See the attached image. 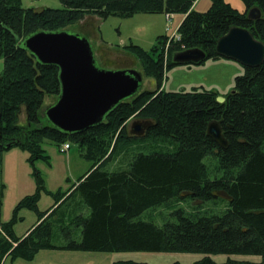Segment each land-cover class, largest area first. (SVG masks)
I'll use <instances>...</instances> for the list:
<instances>
[{
  "label": "trees",
  "instance_id": "trees-1",
  "mask_svg": "<svg viewBox=\"0 0 264 264\" xmlns=\"http://www.w3.org/2000/svg\"><path fill=\"white\" fill-rule=\"evenodd\" d=\"M242 1L243 12L225 0H210L208 9L200 12L194 8L196 0H60L62 8L39 10L24 7L21 0H0V154L9 145L18 146L33 163L46 160L44 141L68 142L76 143L91 163L64 192L46 191L34 172L35 190L17 207L37 210L43 192L54 202L38 212L33 229L21 237L14 234L12 221L0 222V259H30L50 248L202 253L191 264H264V60L244 67L233 90L220 101L212 90L162 89L165 69L177 64L176 53L199 48L205 60L222 58L216 43L231 27L247 29L264 44V0ZM254 7L261 16L251 20L247 13ZM136 13L184 15L177 39L159 36L150 50L133 43L124 47L139 60L143 75L155 80L156 88L123 99L84 131L69 133L53 126L41 110L45 96L57 99L60 93L59 69L39 62L24 46L25 38L39 31H61L88 15L106 19ZM131 117L148 122L146 138L155 144L129 151L126 122ZM213 121L225 147L207 133ZM124 144L128 148H121ZM146 148L149 151L143 152ZM113 159L117 167L109 170L106 166ZM186 198L224 205L217 212L197 205L188 211L179 208L171 213L176 220L162 224L138 218L149 208ZM210 254L257 255L261 260L228 257L217 262ZM114 264L148 263L127 259Z\"/></svg>",
  "mask_w": 264,
  "mask_h": 264
},
{
  "label": "rangeland",
  "instance_id": "rangeland-1",
  "mask_svg": "<svg viewBox=\"0 0 264 264\" xmlns=\"http://www.w3.org/2000/svg\"><path fill=\"white\" fill-rule=\"evenodd\" d=\"M240 12L245 10L242 0H225ZM24 7H32L36 10L51 7L62 8L60 0H21ZM210 6V0H196V11H206ZM168 20L163 13H136L129 17L109 16L101 19L96 15H88L77 23L63 28L71 34L79 35L88 40L93 52L95 64L103 70L133 69L142 73V80L138 92L153 90L156 82L152 77L143 75L142 66L138 59L125 51V45L133 43L145 50H150L156 43V38L162 35L174 37L178 28L181 13L172 15ZM3 69V61L0 58V73ZM244 66L236 61L222 58H209L201 64H175L164 71L162 89L165 91H190L193 88L212 90L218 93V101L232 91L235 77L243 75ZM56 101L55 96H45L42 110ZM19 121H25L24 109L21 110ZM143 122L131 117L126 122L127 135L132 140L129 151L138 149V145L148 147L156 141L146 138L147 130H143ZM138 126L140 132H135ZM124 144L121 148H128ZM45 159H37L30 163L28 153L18 146L4 149L0 154V222H13L14 234L21 237L33 229L37 223L39 211H45L54 200L46 192L41 193L37 202V210L25 206L17 207L19 201L26 195L34 192L36 179L34 172H38L46 191L55 193L64 192L77 182L90 167L91 163L81 155L76 143H71L70 149L62 150V144L56 145L50 141L42 143ZM149 149H143L148 152ZM119 158V157H118ZM207 162V159H204ZM117 167V161L111 160L106 168L109 170ZM72 199L77 200L76 196ZM216 202V200H214ZM197 205L202 210L209 209L217 212L223 208V202L213 203L204 201H192L186 199H172L168 203L149 208L139 215V219L153 221L162 224L165 220H176L171 214L174 210L182 208L192 210ZM11 222V223H12ZM55 231V242L57 238ZM203 256L202 253L183 252H150V251H80L42 248L32 258L24 259L18 256H4L0 264H114L116 260H135L148 264H191ZM213 260L223 262L228 257L260 261L257 255H226L210 254Z\"/></svg>",
  "mask_w": 264,
  "mask_h": 264
},
{
  "label": "water",
  "instance_id": "water-1",
  "mask_svg": "<svg viewBox=\"0 0 264 264\" xmlns=\"http://www.w3.org/2000/svg\"><path fill=\"white\" fill-rule=\"evenodd\" d=\"M261 12L251 8L247 17L259 19ZM43 64L59 69L60 93L44 111L49 122L65 132H81L101 122L106 113L123 99L138 94L142 73L133 69L103 70L96 66L88 40L66 31H39L23 42ZM216 53L244 67L259 66L264 60V44L244 28L231 27L216 43ZM177 64H198L205 61L199 48H191L173 56ZM135 130H139L135 126ZM208 135L221 147L226 146L221 129L210 122ZM11 148L7 146L6 149Z\"/></svg>",
  "mask_w": 264,
  "mask_h": 264
},
{
  "label": "built area",
  "instance_id": "built-area-1",
  "mask_svg": "<svg viewBox=\"0 0 264 264\" xmlns=\"http://www.w3.org/2000/svg\"><path fill=\"white\" fill-rule=\"evenodd\" d=\"M166 18L168 20L172 19V14H166ZM175 39L178 38V35L174 36ZM70 148V144L68 142L62 144V150H68Z\"/></svg>",
  "mask_w": 264,
  "mask_h": 264
},
{
  "label": "flooded vegetation",
  "instance_id": "flooded-vegetation-1",
  "mask_svg": "<svg viewBox=\"0 0 264 264\" xmlns=\"http://www.w3.org/2000/svg\"><path fill=\"white\" fill-rule=\"evenodd\" d=\"M147 127H148V122L144 121V122H143V130H141V131H145V130L147 129ZM134 131H135V132H140L139 130H138V131L135 130V127H134Z\"/></svg>",
  "mask_w": 264,
  "mask_h": 264
},
{
  "label": "crops",
  "instance_id": "crops-1",
  "mask_svg": "<svg viewBox=\"0 0 264 264\" xmlns=\"http://www.w3.org/2000/svg\"><path fill=\"white\" fill-rule=\"evenodd\" d=\"M175 15V14H174ZM181 18H180V20H179V22L178 23H180L181 21H182V19H183V17H184V15L183 14H181V16H180ZM172 18H173V16H172ZM178 26H179V24H178ZM222 59H226V58H223L222 57ZM237 63V62H236ZM70 149V148H69Z\"/></svg>",
  "mask_w": 264,
  "mask_h": 264
}]
</instances>
